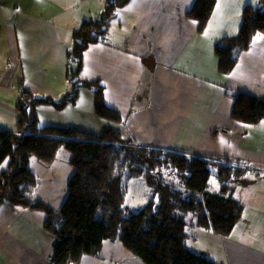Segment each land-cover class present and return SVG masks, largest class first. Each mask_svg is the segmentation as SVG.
<instances>
[{
    "label": "crops",
    "instance_id": "obj_1",
    "mask_svg": "<svg viewBox=\"0 0 264 264\" xmlns=\"http://www.w3.org/2000/svg\"><path fill=\"white\" fill-rule=\"evenodd\" d=\"M104 1L0 0V128L17 127L22 89L54 99L63 93L71 32L82 19L97 17ZM193 1L130 0L110 21L105 41L83 51L81 76L100 81L104 100L119 112L120 122L96 116L92 91L80 88L62 109L38 104L37 123L91 132L113 126L135 143L251 165L232 191L242 211L228 235L188 225L186 243L217 264H264V118L256 124L232 119V99L225 94L230 89L264 99V34L253 35L228 73L218 69L213 50L218 40L237 33L242 6L258 0H215L202 32L185 15ZM68 158L69 152L60 149L50 166L30 160L39 177L34 198L54 209L67 197L66 182L73 173ZM139 178L131 190L144 186ZM130 189L128 195L140 207L148 195L136 197ZM43 219L35 209L0 205V264H49L52 237ZM78 264L143 263L120 241L105 240L98 257L85 255Z\"/></svg>",
    "mask_w": 264,
    "mask_h": 264
},
{
    "label": "trees",
    "instance_id": "obj_2",
    "mask_svg": "<svg viewBox=\"0 0 264 264\" xmlns=\"http://www.w3.org/2000/svg\"><path fill=\"white\" fill-rule=\"evenodd\" d=\"M128 1L105 0L101 14L83 19L73 31L66 52L70 61L67 85L57 99L22 92L27 102L17 100V129L0 130V163L7 160L0 174V204L45 213L42 226L53 237L50 264H77L84 254L99 256L104 239L121 241L144 264H217L204 252L188 248L186 227L196 225L216 235H228L242 211L232 191L252 169L250 165L229 157L135 143L110 126L98 133L74 126H37L36 104L51 103L61 108L74 102L82 86L93 91L96 115L121 120L119 113L104 103L102 85L80 77L79 70L83 50L89 43L104 41L116 9ZM214 2L194 0L186 11L197 21L198 32L204 30ZM241 13L237 33L213 46L218 69L224 73L232 70L239 52L250 45L255 33L264 34V0L243 5ZM225 94L232 99V119L256 124L264 118V99L230 89ZM61 148L70 153L73 173L67 181L65 202L53 210L32 197L39 177L29 160L34 156L49 166ZM212 174L220 182L216 192L208 190ZM140 175L145 177L150 193L134 211L124 205L127 180Z\"/></svg>",
    "mask_w": 264,
    "mask_h": 264
},
{
    "label": "bare ground",
    "instance_id": "obj_3",
    "mask_svg": "<svg viewBox=\"0 0 264 264\" xmlns=\"http://www.w3.org/2000/svg\"><path fill=\"white\" fill-rule=\"evenodd\" d=\"M129 1H130V0H129ZM193 2H194V1H193ZM104 4H105V1H104V3H103L102 9H101V11L99 12V14L102 13V11H103V7H104ZM214 4H215V2H214ZM250 4H251V3H250ZM254 5H256V4H254ZM190 7H191V6H190ZM118 9H119V8L116 9L115 16H116V13H117ZM189 9H190V8H189ZM189 9H188V10H189ZM213 9H214V6H213ZM241 10H242V9H241ZM212 11H213V10H212ZM211 14H212V13H211ZM185 15H186V13H185ZM115 16H114V17H115ZM186 16H187V15H186ZM210 16H211V15H210ZM114 17H113V18H114ZM187 17H188V16H187ZM113 18H112V19H113ZM189 18H191V17H189ZM209 18H210V17H209ZM112 19H111V20H112ZM192 19H193V18H192ZM82 20H83V19H82ZM82 20H81V21H82ZM111 20H110V21H111ZM194 20H195V19H194ZM208 20H209V19H208ZM81 21H80V22H81ZM195 21H196V20H195ZM241 21H242V13H241ZM80 22L78 23V25L80 24ZM196 22H197V21H196ZM207 22H208V21H207ZM109 23H110V22H109ZM206 24H207V23H206ZM78 25L72 30V32H71V37H72L73 31L78 27ZM108 25H109V24H108ZM108 25H107L106 31H107V29H108ZM239 27H240V26H239ZM196 28H197V26H196ZM204 28H205V27H204ZM197 32H198V31H197ZM105 39H106V33H105L104 41H105ZM251 40H252V39H251ZM104 41H98V42H104ZM92 43H96V42H92ZM92 43H89V44H92ZM89 44H88V45H89ZM88 45H87V46H88ZM85 49H86V48H85ZM85 49H84V50H85ZM84 50H83V51H84ZM82 53H83V52H82ZM68 65H70V61H68ZM81 65H82V62H81ZM68 67H69V66H67L66 69H67ZM217 67H218V66H217ZM80 69H81V68H80ZM229 72H230V71H229ZM79 75H80V77H82L81 74H80V70H79ZM82 78H84V77H82ZM84 79H88V78H84ZM65 80H66V70H65ZM88 80H97L98 83L101 84L100 81H99L98 79H88ZM101 85H102V84H101ZM102 87H103V97H104V86L102 85ZM80 88H87V87H83V86H82V87H79L78 91L80 90ZM87 89L91 90L90 88H87ZM23 91H25V90H24V89L21 90V93H20L19 98H22V100H24L25 102H27V100H26L25 98L22 97V92H23ZM91 91H92V90H91ZM25 92H28V91H25ZM28 93H29V92H28ZM92 93H93V91H92ZM42 97H43V96H42ZM19 98H18V99H19ZM48 98H49V97H48ZM50 99H51V98H50ZM104 103L106 104L105 100H104ZM16 104H17V102H16ZM39 104H48V105H52L51 103H39ZM37 105H38V104H36V105L34 106L35 113H36V106H37ZM106 105H107V104H106ZM52 106H53V105H52ZM64 106H65V105H64ZM64 106H63V107H64ZM107 106H108V105H107ZM16 107H17V106H16ZM53 107L56 108L55 106H53ZM63 107H61V108H56V109H62ZM108 107H111V106H108ZM111 108H113V107H111ZM114 109H115V108H114ZM17 110H18V108H17ZM115 110H116V109H115ZM116 111H117V110H116ZM93 112H94V94H93ZM117 112H118V111H117ZM18 113H19V110H18ZM118 113H119V112H118ZM94 114H95V112H94ZM95 115H96V114H95ZM119 115H120V114H119ZM96 116H98V115H96ZM18 117H19V116H18ZM36 117H37V115H36ZM99 117H100V116H99ZM120 117H121V116H120ZM101 118H103V117H101ZM104 119H107V118H104ZM107 120H110V119H107ZM110 121H112V122H120L121 120H120V121H113V120H110ZM45 125H52V124H45ZM37 126H38V127H41V126H44V125H39V124L37 123ZM54 126H59V125H54ZM69 126H72V125H69ZM60 127H68V126H60ZM74 127H76V126H74ZM105 127H107V126H105ZM105 127H104V128H105ZM110 127H113V126H110ZM77 128H79V127H77ZM104 128H103V129H104ZM113 128H114V127H113ZM1 129H2V128H0V130H1ZM16 129H17V127H16L15 129H4V130H16ZM80 129H81V128H80ZM103 129H102V130H103ZM114 129L117 130L116 128H114ZM82 130H84V129H82ZM85 131H86V130H85ZM117 131L120 133L119 130H117ZM88 132H91V131H88ZM99 132H100V131H99ZM93 133H98V132H93ZM120 135H121V133H120ZM169 147H170V146H169ZM61 149H63V148H61ZM59 150H60V149H59ZM59 150H58V151H59ZM64 150H66V149H64ZM58 151L56 152V156H57ZM66 151H68V150H66ZM198 155H202V154H198ZM56 156H55V159H56ZM203 156L213 157L212 155H203ZM69 157H70V153H69ZM31 158H35V157L32 156ZM31 158H30V160H31ZM55 159H54V160H55ZM30 160H29V166H30ZM54 160L51 162V164L54 162ZM68 160H69V158H68ZM3 162H5V163L7 164V160L5 159V160H3V161L0 163V165H1ZM6 164H5V166L3 167V169L6 167ZM51 164H50V165H51ZM68 164H69V162H68ZM50 165H49V166H50ZM248 165H249V164H248ZM250 166H251V165H250ZM251 168H252V167H251ZM3 169L0 171V174H1V172L3 171ZM141 176H142L143 179H144V185L147 186L146 181H145V177H144L143 175H140V176H134V177H131V178H129V179L127 180V189H128L129 182H130L131 179L139 178V177H141ZM142 177H141V178H142ZM69 178H70V177H69ZM69 178H68V179H69ZM68 179H67V181H68ZM147 187H148V186H147ZM127 189H126V193H127ZM34 191H35V189H34ZM66 192H68V191H67V182H66ZM149 193H150V192H149ZM32 197H33V199H37V198H34V192L32 193ZM148 197H149V194H148ZM126 198H127V196H126V194H125V200H124V203H126ZM147 199H148V198H147ZM147 199H146V200H147ZM37 200H40V199H37ZM146 200H145V201H146ZM40 201H42V200H40ZM42 202H44V201H42ZM64 202H65V201H64ZM64 202H63V203H64ZM3 203H4V202H3ZM6 203H7V202H6ZM44 203L47 204L46 202H44ZM63 203H62V204H63ZM1 204H2V203H1ZM1 204H0V205H1ZM62 204H61V205H62ZM47 205H48L50 208H52L49 204H47ZM61 205H60V206H61ZM124 205H125L126 207H128L129 209L134 210V211H137L138 209H140V207H129V206L126 205V204H124ZM52 209H53V210H57L58 208H57V209L52 208ZM40 212H42V213L44 214V219H45V216H46L45 213H44L43 211H40ZM44 219H43V221H44ZM193 226H196V225H193ZM197 227H198V226H197ZM199 228H200V227H199ZM201 229H202V228H201ZM47 232H48V231H47ZM186 232H187V236H188V226L186 227ZM48 233H49V232H48ZM49 234H50V233H49ZM50 235H51V234H50ZM219 236H220V235H219ZM51 237H52V236H51ZM105 240H110V239H104L103 241H105ZM103 241H102V243H103ZM110 241H119V240H110ZM120 242H121V241H120ZM122 245H123V244H122ZM123 246H124V245H123ZM101 248H102V244H101V247H100V252H101ZM125 249H126V247H125ZM189 249H190V248H189ZM126 250L129 251L128 249H126ZM52 252H53V237H52ZM52 252H51V254H52ZM129 252H130V251H129ZM130 253H131V252H130ZM131 254H132V253H131ZM85 255H88V254H84L83 256H85ZM99 255H100V254H99ZM132 255H133V254H132ZM50 256H51V255H50ZM50 256H49V258H50ZM83 256H82V257H83ZM91 256H92V255H91ZM133 256H134V255H133ZM82 257H81V258H82ZM95 257H98V256H95ZM135 257H136V256H135ZM49 258H48V262H49ZM136 258H138V257H136ZM138 259H139V258H138ZM80 260H81V259H80ZM80 260H79V262H80ZM139 260H140V259H139ZM140 261H141V260H140ZM79 262H78V263H79ZM141 262H142V261H141ZM78 263H77V264H78ZM142 263H143V262H142ZM49 264H50V263H49ZM143 264H144V263H143Z\"/></svg>",
    "mask_w": 264,
    "mask_h": 264
},
{
    "label": "rangeland",
    "instance_id": "obj_4",
    "mask_svg": "<svg viewBox=\"0 0 264 264\" xmlns=\"http://www.w3.org/2000/svg\"><path fill=\"white\" fill-rule=\"evenodd\" d=\"M142 177V176H141ZM143 178V177H142ZM137 178H134V179H131L130 182H129V189H130V185L133 181H135ZM140 179V178H139ZM144 180V179H143ZM144 182V181H143ZM220 188V182L216 179V177L212 174L211 177H210V183H209V187H208V190L211 191V192H216L218 191ZM130 191L136 195V197H139V196H142L144 197V195H148L149 194V188L144 185L143 187L142 186H138L136 189L134 190H131ZM126 205H128L129 207H139V205L137 204L138 202L133 200V198H131L130 194L128 195V193H126ZM139 201V200H138ZM142 203V202H141ZM140 203V205H141ZM189 217V216H188ZM203 231H206L208 233H211L213 234L209 229H204L202 228Z\"/></svg>",
    "mask_w": 264,
    "mask_h": 264
}]
</instances>
